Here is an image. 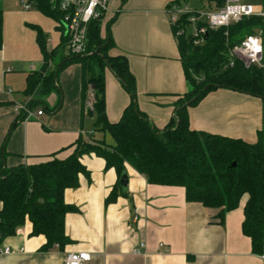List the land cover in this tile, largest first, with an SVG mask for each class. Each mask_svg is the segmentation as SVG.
I'll return each instance as SVG.
<instances>
[{"label":"crops","instance_id":"crops-1","mask_svg":"<svg viewBox=\"0 0 264 264\" xmlns=\"http://www.w3.org/2000/svg\"><path fill=\"white\" fill-rule=\"evenodd\" d=\"M40 1L46 3L36 0L30 10L16 7L23 37L17 35L11 40H7L0 3V155L4 150L6 167L37 164L52 157L63 159L80 136L113 144L112 137L95 126L94 111H84L88 89L93 86L88 83L83 91L84 74L77 61L68 62L59 71L56 87L44 98L45 106L31 107L35 113L42 109L41 115L24 118L14 109L17 104L39 98L23 93L27 75L40 69L44 61L38 32L45 38L47 51L56 48L48 59L50 70L66 55L64 46H58L62 36L55 15L45 14L39 8ZM174 1L110 0L100 25L103 37L109 21L113 46L108 55L126 57L135 80L137 106L159 130L174 117L190 89L166 13ZM240 1L258 8L263 0ZM200 3V9L207 7ZM103 75L106 119L117 122L130 97L111 69L105 68ZM183 107L193 130L248 143L255 142L258 132L264 131V99L246 93L217 88L195 105ZM80 162L88 175L80 173L78 186L65 189L63 194L65 203L74 207L65 215V233L71 242L62 250L55 245L42 251L45 237L31 236V223L26 220L13 235L0 239V251L10 249L0 253V264H65L68 252L89 253V260L83 264H264L263 252L253 253L250 238L242 233L246 195L236 208L225 212L220 223L216 209L187 202L184 187L150 184L126 164V191L121 190L116 200L105 206L104 200L118 180L115 169L106 168L105 160L94 153L83 154Z\"/></svg>","mask_w":264,"mask_h":264},{"label":"trees","instance_id":"trees-1","mask_svg":"<svg viewBox=\"0 0 264 264\" xmlns=\"http://www.w3.org/2000/svg\"><path fill=\"white\" fill-rule=\"evenodd\" d=\"M181 0L174 4L180 5ZM186 1V0H183ZM205 2V9L215 10L225 0H198ZM39 8L53 16L44 1ZM188 14H182L173 27L187 30ZM106 23L102 37L100 25L91 23L88 31V53L67 56L52 70L48 59L56 48L47 51L46 41L40 32L37 42L43 55L40 69L26 77V96L31 99L30 108L45 106L44 98L55 87L59 71L70 61H77L83 70L82 89L87 84L95 89V126L107 132L113 144L85 139L80 136L73 144L72 152L65 158L52 157L37 164H20L6 167L5 151L0 155V239L15 233L17 226L26 220L31 223L30 235H43L45 243L40 250L53 246L60 250L71 242L65 233V215L74 207L65 203V189L78 186V175H88L80 162L83 154L94 153L105 160L106 168H114L118 180L104 200L105 206L113 203L121 193L119 178L126 171V164L144 175L150 184L182 186L187 202L200 203L216 209L218 222L225 212L236 208L240 198L246 195L243 207L242 233L250 238L251 250L263 252L264 244V131L257 140L248 143L240 138L193 130L189 126L184 104L195 105L207 93L217 88H227L264 99V68L257 65L245 67L234 60L228 50L240 43L245 36L255 34L262 27L259 16H249L226 28L207 29L203 42L193 44L190 35H177L180 60L190 89L184 94L182 105L165 128H155L137 106L135 80L126 57L110 56L113 46ZM3 42V13L0 9V49ZM58 46H64V38ZM105 68L113 71L128 92L130 100L117 122L106 119L104 104ZM88 79L85 81V76ZM88 113H91L89 111ZM24 117V116H23ZM14 123L11 125L13 127ZM125 194V193H122Z\"/></svg>","mask_w":264,"mask_h":264},{"label":"built area","instance_id":"built-area-1","mask_svg":"<svg viewBox=\"0 0 264 264\" xmlns=\"http://www.w3.org/2000/svg\"><path fill=\"white\" fill-rule=\"evenodd\" d=\"M22 10H30L36 0H17ZM51 12L55 15L56 27L64 38V52L67 56H82L88 53V31L91 23L102 25L109 11L110 0H45ZM172 28L178 23L182 14H188L190 30L177 29L175 34H188L193 44L203 42L207 29L228 28L249 16H259L262 20L261 29L245 38L228 50L231 58L242 62L245 67L257 65L264 68V0L256 8L240 0H225V3L215 10L190 9L187 6L171 4L166 9ZM95 89L89 88L84 103L85 112L94 111ZM14 109L21 112L24 118L41 115L42 109L33 112L28 103L17 104ZM5 247L0 253H9ZM138 252V251H135ZM264 258V244L263 253ZM90 258L87 252H68L64 256L65 264H83Z\"/></svg>","mask_w":264,"mask_h":264},{"label":"rangeland","instance_id":"rangeland-1","mask_svg":"<svg viewBox=\"0 0 264 264\" xmlns=\"http://www.w3.org/2000/svg\"><path fill=\"white\" fill-rule=\"evenodd\" d=\"M200 2L201 1H198V0H186V1H182V5L190 7V8L200 9L201 7ZM0 3H2L1 7L4 13V21L6 23L5 27L8 29V33H9L7 40L15 39L17 35H19V37H23V32L21 29L22 26H20V23H19L20 20L15 14V12L17 13V10H19V8L21 9L18 1L17 0H2V2L0 1ZM18 6L19 8H16ZM189 30L190 28H188V31Z\"/></svg>","mask_w":264,"mask_h":264},{"label":"water","instance_id":"water-1","mask_svg":"<svg viewBox=\"0 0 264 264\" xmlns=\"http://www.w3.org/2000/svg\"><path fill=\"white\" fill-rule=\"evenodd\" d=\"M127 182H128L127 173H126V171H124L121 174L120 178H119V184L121 186L122 192H125L126 191Z\"/></svg>","mask_w":264,"mask_h":264}]
</instances>
